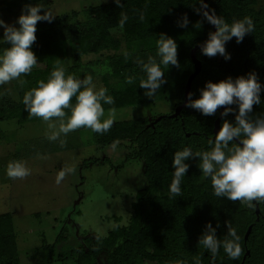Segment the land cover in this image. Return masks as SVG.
I'll return each mask as SVG.
<instances>
[{
    "label": "trees",
    "instance_id": "16d2710c",
    "mask_svg": "<svg viewBox=\"0 0 264 264\" xmlns=\"http://www.w3.org/2000/svg\"><path fill=\"white\" fill-rule=\"evenodd\" d=\"M37 1L40 0L21 2L29 4ZM122 3V8L115 2L90 8L87 22L78 20L67 25L54 19L50 23H37V40L32 48L38 63L31 71V77H28L31 79V87H36L37 81L41 79L47 80L57 61L67 69L68 74H74L81 79L87 74L93 76L89 73L91 67L83 65L81 58L86 53L103 48H116L119 45L110 30L120 26L118 20L123 12L128 16L123 29L129 55L128 59L125 54L122 55L121 65L130 66L131 50H136L135 54L139 57L144 46L156 45L161 33L176 38L177 45H185V50L182 48L178 52V58L184 55V64L173 73V80L170 82L176 84L182 92L183 99L176 106L182 103L187 79L194 71L190 51L195 44L208 38L212 25L196 11L199 8L197 0H122ZM7 5L6 1H0V11ZM208 5L228 23L245 16L251 17L254 31L246 34L241 43H237L235 37L227 42L226 51L231 54L229 60L219 54L208 57L201 54L200 49L197 51L202 68L192 82V98L199 97V89L209 80L219 82L229 76L236 78L249 72H255L264 84V0H208ZM141 13L143 20H140ZM185 13L190 22L186 28H181L178 22H182ZM197 22L201 23L198 28L195 27ZM6 47L7 44H0V51ZM143 56L144 53L142 59ZM22 84L20 103L23 105L22 98L26 87L23 81ZM112 96L115 103L111 106L114 107L147 101L132 88L116 90ZM261 98L264 101V92L261 93ZM72 103H75V97ZM7 107L9 105L0 107V119L17 118L23 124L42 120L39 117H30L22 108L16 107V111H11ZM103 107L107 108L106 105ZM220 109L214 116H204L195 109L184 107L177 118L169 116L173 112L171 111L153 125L152 120L160 115L152 119L143 116L118 120L105 134L92 132V140L97 144H111L123 140L135 143L136 155L145 161L147 184L137 191L136 201L132 204L133 214L127 224L109 229L106 235L88 233L71 249L60 248L58 254L53 258L49 257L48 261L64 264L65 260L72 259L75 264H94L105 253V264H145L147 261L157 264H195L194 258L197 257L201 264H213L207 250L198 245L199 236L204 226L211 222L214 227L220 225L217 235L222 239L227 232L225 221H228L237 229L242 253L238 259L233 260L221 248L214 264H264V204H259L260 218L257 219L256 205L249 207L239 200L231 201L215 196L211 180L203 177L197 167V160L186 161L190 168L182 180L181 194L170 196L168 192L173 178V153L184 146H191L193 151L207 150L210 147L208 141L214 140V123ZM65 111L70 114L69 110ZM259 114H264V102L253 106V118ZM227 119L234 120V114H230ZM187 133L190 135L187 136ZM87 161L98 163L99 159L90 157ZM119 218L115 216L116 220ZM251 224L252 230L246 241L245 233ZM66 228V225L62 226L55 243L46 244L44 248L48 250L65 242L68 239ZM16 237L12 213H0V264H20ZM247 250L250 253L244 259Z\"/></svg>",
    "mask_w": 264,
    "mask_h": 264
},
{
    "label": "rangeland",
    "instance_id": "374dc122",
    "mask_svg": "<svg viewBox=\"0 0 264 264\" xmlns=\"http://www.w3.org/2000/svg\"><path fill=\"white\" fill-rule=\"evenodd\" d=\"M0 1L8 3L0 11V18L8 24L15 23L26 4H22V0ZM113 2L115 0H40L29 4H41L55 19L68 25L78 20L87 22L90 8ZM110 31L119 45L84 54L82 64L91 67L89 73L93 74L97 88H107L110 95L116 90L132 88L147 101L125 107L105 104V115L110 108H115L118 121L143 116L153 118L173 111L183 96L177 85L170 82L173 73L182 68L184 55L178 58L179 66H162L166 83L150 98L139 87L144 73L135 62L136 50L130 52V66L121 65L122 55L128 53L124 29L119 26ZM2 35L3 29L0 28ZM173 39L177 42L176 38ZM182 48L185 50V45H178V52ZM143 50L144 60L149 55L156 56V45H146ZM143 53L139 58L142 59ZM129 75L136 77L132 84L126 83ZM28 77L31 75L22 74L20 79L0 86V93H3L0 94V107L9 105L7 108L11 111H16V107L25 110L20 103V87L23 81L24 92L32 88ZM23 123L17 118L0 119V213L11 212L13 215L20 264H62L59 261L50 263L48 258L57 255L60 248L71 249L88 233L106 235L111 224L129 222L136 193L147 184L145 161L136 155L137 145L130 140L118 141L113 148V143H95L91 130L79 128L63 137L66 144L61 147L59 141L46 139V132L50 130L43 120ZM90 157L98 158V163L87 161ZM10 160L26 162L31 174L23 179H9L5 168ZM61 170L66 175L57 183L56 177ZM115 216H119V220ZM64 225L67 226L68 239L57 247L44 248L46 244L55 243ZM105 262L106 254L103 253L94 264ZM64 264L75 263L69 259ZM145 264L157 263L147 261Z\"/></svg>",
    "mask_w": 264,
    "mask_h": 264
},
{
    "label": "clouds",
    "instance_id": "9594fccd",
    "mask_svg": "<svg viewBox=\"0 0 264 264\" xmlns=\"http://www.w3.org/2000/svg\"><path fill=\"white\" fill-rule=\"evenodd\" d=\"M197 3L199 8L196 11L216 28L215 31L209 32L208 38L200 45L201 54L208 57L219 54L225 60L231 59V54L226 51L227 42L233 37L237 43L243 42L246 34L254 31V21L245 16L228 23L222 16L217 15L215 9H210L205 0H197ZM115 4L123 7L122 0H115ZM54 19L55 16L41 4H26L13 24H8L0 18V28L3 29L0 44L8 45L0 52V86L20 79L22 74L31 73L38 63L32 48L37 40V23H50ZM143 19L141 13L140 20ZM127 20V14L121 12L118 20L121 28ZM189 22L185 13L178 26L186 28ZM200 25L201 23L197 22L195 27ZM128 55L125 53L126 59ZM156 57H159V60ZM135 62L144 73L139 80V87L145 90V96L152 98L166 83L162 66H179L177 42L166 33H161L156 40V56L149 55L146 61L137 57ZM135 79V76L129 75L126 77V83L132 84ZM262 92L264 84L255 72H249L236 78L229 76L219 82L207 81L205 86L199 89L198 98L193 99L194 94L188 93L185 107L195 109L201 115L214 116L218 109L223 108L220 113L222 124L216 131L214 140L208 141L210 147L207 150L193 151L191 146H184L173 153V178L168 187L170 196L181 194L182 180L190 168L186 161L197 160V167L203 177L210 178L215 196L231 201L239 200L249 207L264 204V114L256 115L255 118L251 115L253 106L264 102L261 98ZM73 97L75 103H72ZM22 103L30 117L42 118L47 123L50 131L46 132V139L50 142L59 141L61 147L66 144L63 137L70 132L84 127L93 133L105 134L117 118L115 108H110L105 115L103 105L115 103L107 88H97L91 74L82 79L68 74L59 61L53 66L47 80L37 81L36 87L25 92ZM230 114H234V120L227 119ZM116 143L113 142V148ZM37 155L40 156L39 153ZM5 174L12 180L23 179L31 174V169L22 160H10L6 165ZM65 175L66 172L61 170L57 174L56 182L60 183ZM120 226L116 223L110 225L113 229ZM219 227V224L214 227L208 222L198 239V245L207 250L213 264L221 248L233 260L238 259L242 253L237 229L225 221L227 232L221 239L217 235ZM194 262L201 264L198 257L194 258Z\"/></svg>",
    "mask_w": 264,
    "mask_h": 264
},
{
    "label": "water",
    "instance_id": "95a60500",
    "mask_svg": "<svg viewBox=\"0 0 264 264\" xmlns=\"http://www.w3.org/2000/svg\"><path fill=\"white\" fill-rule=\"evenodd\" d=\"M205 2L208 4V0H205ZM216 28L215 26L212 25V31H215ZM205 41V40H204ZM199 42L197 44H195L191 51H190V54H191V59L194 63V71L189 75L188 79H187V82H186V87H185V92H184V100L182 103H180L179 105H177L174 109V111L169 114V116L171 117H175L177 118L178 116H180L181 114V111L182 109L185 107V104L188 100V93L191 92V89H192V82L193 80L195 79V77L200 73L201 71V68H202V62L201 60L198 58L197 56V51L200 49V45L204 42ZM221 111H223V108L220 109V112H219V115L218 117L216 118L215 120V123H214V134L216 133V131L219 129V127L221 126V116H220V113ZM162 116H166V114H162L158 117L155 118V121H158ZM153 122V123H154ZM190 133H187V136H189ZM215 137V135H214ZM213 137V138H214ZM256 213H257V219L260 218V207H259V204H256ZM251 230H252V224L248 227V230L246 231L245 233V240L247 241L248 238H249V235L251 233ZM250 253L249 250L246 251L245 255H244V259L246 258V256Z\"/></svg>",
    "mask_w": 264,
    "mask_h": 264
},
{
    "label": "flooded vegetation",
    "instance_id": "af4514ba",
    "mask_svg": "<svg viewBox=\"0 0 264 264\" xmlns=\"http://www.w3.org/2000/svg\"><path fill=\"white\" fill-rule=\"evenodd\" d=\"M174 109H175V108H174ZM173 111H174V110H173ZM151 119H152V118H151ZM154 121H155V119H154V120H152V122H151V124H152V125L154 124V123H153Z\"/></svg>",
    "mask_w": 264,
    "mask_h": 264
},
{
    "label": "crops",
    "instance_id": "0c3cea01",
    "mask_svg": "<svg viewBox=\"0 0 264 264\" xmlns=\"http://www.w3.org/2000/svg\"><path fill=\"white\" fill-rule=\"evenodd\" d=\"M83 128V127H82ZM83 129H86V130H90V129H88V128H83ZM81 131H83V130H81ZM57 237V236H56Z\"/></svg>",
    "mask_w": 264,
    "mask_h": 264
}]
</instances>
